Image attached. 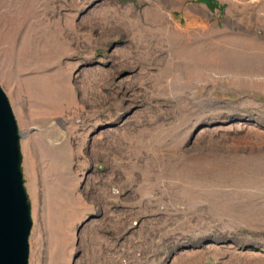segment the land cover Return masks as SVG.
<instances>
[{
	"label": "rangeland",
	"instance_id": "obj_1",
	"mask_svg": "<svg viewBox=\"0 0 264 264\" xmlns=\"http://www.w3.org/2000/svg\"><path fill=\"white\" fill-rule=\"evenodd\" d=\"M261 10L0 0V85H25L23 103L5 91L21 132L30 264H264ZM53 72L71 87L66 111L27 89ZM48 127L77 152L68 177L26 159L25 141L44 143ZM60 185L74 196H57Z\"/></svg>",
	"mask_w": 264,
	"mask_h": 264
},
{
	"label": "water",
	"instance_id": "obj_2",
	"mask_svg": "<svg viewBox=\"0 0 264 264\" xmlns=\"http://www.w3.org/2000/svg\"><path fill=\"white\" fill-rule=\"evenodd\" d=\"M8 95L0 85V264H30L34 222L22 170L21 132Z\"/></svg>",
	"mask_w": 264,
	"mask_h": 264
},
{
	"label": "crops",
	"instance_id": "obj_3",
	"mask_svg": "<svg viewBox=\"0 0 264 264\" xmlns=\"http://www.w3.org/2000/svg\"><path fill=\"white\" fill-rule=\"evenodd\" d=\"M213 2H215V5L218 7H230L231 4H233V2H235V0H212ZM254 2V4L258 5L261 7V14L264 16V0H252ZM38 75V74H37ZM35 76V75H34ZM40 75L34 77L33 82L31 84V88H27L29 91H33L34 94H36V96H39L41 94H45V98L46 101H48V104H50L48 107L50 113L51 112H55L57 107H59L61 104V110L62 111H66V107L70 108V106H72V99H70L68 102H65L63 96L64 94L68 93L69 91H71V87L69 86H65V84H62L61 82H59V79L57 78V75L55 72H53L52 74H49L48 78L49 80L44 81V83L42 85H40L39 82H42V79L39 78ZM46 80V79H45ZM19 85L17 87H15L14 91H11V88H5V90L10 94L14 93L15 94V98L14 100L11 99V102L13 103L14 101L16 103H23V92L21 91L25 89V85H23V83H19ZM19 91V92H16ZM60 93L61 96H59L58 98L59 101L57 100V94ZM10 94V95H11ZM21 105L18 106L17 111L19 112V116H23L24 118V113L23 110L21 109ZM15 108V107H14ZM60 109V108H58ZM49 116V115H46ZM51 117V115L49 116ZM30 121H24L23 125H30ZM48 133L44 136V143L42 141H40L43 137H41L38 134H34L31 135V137L29 139H27L25 141V151H26V159L27 161H30L32 164L33 162L35 164H42L44 162V160H49L50 164H55L59 169V176L63 175L65 176H70L71 172H72V164H73V159L76 158V153L75 149L72 147V143L67 142V139L63 138V132H61L59 129H54V128H47ZM41 134V133H40ZM56 135L58 136L59 140H54L53 136ZM62 135V136H61ZM62 138V139H61ZM63 181V179H62ZM72 189V190H71ZM73 188H66V186L64 187L63 185H60V188L57 190L60 195V197H73L74 194H72L73 192ZM84 215V214H83ZM82 215V216H83ZM59 221H62L63 219V213H60L59 215ZM82 218V217H81Z\"/></svg>",
	"mask_w": 264,
	"mask_h": 264
},
{
	"label": "bare ground",
	"instance_id": "obj_4",
	"mask_svg": "<svg viewBox=\"0 0 264 264\" xmlns=\"http://www.w3.org/2000/svg\"><path fill=\"white\" fill-rule=\"evenodd\" d=\"M149 147L153 149L154 145L152 143L151 144L149 143Z\"/></svg>",
	"mask_w": 264,
	"mask_h": 264
}]
</instances>
